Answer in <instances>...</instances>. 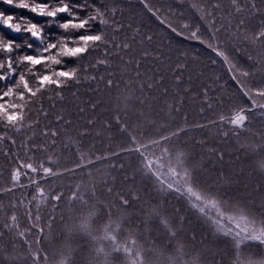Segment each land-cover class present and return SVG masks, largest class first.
<instances>
[{
  "label": "trees",
  "instance_id": "trees-1",
  "mask_svg": "<svg viewBox=\"0 0 264 264\" xmlns=\"http://www.w3.org/2000/svg\"><path fill=\"white\" fill-rule=\"evenodd\" d=\"M21 3H67L77 26L50 30ZM0 14V264L105 248L152 264L139 242L165 264H264L263 241L193 196L264 229V0H0Z\"/></svg>",
  "mask_w": 264,
  "mask_h": 264
},
{
  "label": "rangeland",
  "instance_id": "rangeland-1",
  "mask_svg": "<svg viewBox=\"0 0 264 264\" xmlns=\"http://www.w3.org/2000/svg\"><path fill=\"white\" fill-rule=\"evenodd\" d=\"M238 117V116H237ZM195 197V200L202 206H206L209 209L210 213H214L215 215L219 216V219L224 224L229 226L230 228H234V231L239 232L241 235H243L246 239H254V240H260L264 242V229L254 223L253 220L248 218L247 216L235 212H227L222 208V205L220 202L214 200V198L207 197L200 192H196V194L193 195ZM89 230H91L89 228ZM96 231H88L87 234L91 238V245H96L99 242L102 241V237L95 236ZM101 239V241L99 240ZM59 246V245H57ZM138 246L140 248H143L146 250V254H150V261L152 264H165L162 262V260L159 258V256L151 252L150 248L146 246L144 243L139 242ZM60 247V246H59ZM61 252V251H59ZM86 258H84L85 260ZM83 260V261H84ZM115 260L106 250L103 254H90L89 257H87L86 264H111V262ZM76 260H73L75 262ZM192 264H199L196 260H187ZM115 264H123L121 261L116 262Z\"/></svg>",
  "mask_w": 264,
  "mask_h": 264
},
{
  "label": "snow or ice",
  "instance_id": "snow-or-ice-1",
  "mask_svg": "<svg viewBox=\"0 0 264 264\" xmlns=\"http://www.w3.org/2000/svg\"><path fill=\"white\" fill-rule=\"evenodd\" d=\"M8 3H12V0H8ZM18 7L27 9L31 12H33L34 15L39 16L45 20L47 23V26L50 30L54 29L57 24L62 29H67L68 27H76V16L72 14L70 11L69 5L65 3L62 7L56 8L54 11H48L49 5L48 4H38L35 7H29L26 3H21L18 5ZM58 16H68L69 19L64 20L63 22H60L57 20ZM0 19H3L2 14H0ZM14 19V16H9L7 20H5L4 25L9 30H14L17 33L19 32V26H14L11 24V20ZM51 21H57V24L51 23ZM38 27L36 23L30 24L29 28L27 29L28 33L32 35L33 39H38L42 33L35 31V29ZM10 41L14 38L10 37ZM8 50H11V44L8 46Z\"/></svg>",
  "mask_w": 264,
  "mask_h": 264
}]
</instances>
